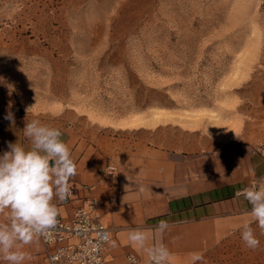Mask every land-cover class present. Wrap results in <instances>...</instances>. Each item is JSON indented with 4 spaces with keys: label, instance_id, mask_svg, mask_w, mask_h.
<instances>
[{
    "label": "rangeland",
    "instance_id": "rangeland-1",
    "mask_svg": "<svg viewBox=\"0 0 264 264\" xmlns=\"http://www.w3.org/2000/svg\"><path fill=\"white\" fill-rule=\"evenodd\" d=\"M0 72L57 74L40 81L68 95L61 139L101 155L113 263L149 264L129 239L141 229L168 264H264L235 196L264 178V0H0ZM22 250L50 264L39 241Z\"/></svg>",
    "mask_w": 264,
    "mask_h": 264
},
{
    "label": "clouds",
    "instance_id": "clouds-1",
    "mask_svg": "<svg viewBox=\"0 0 264 264\" xmlns=\"http://www.w3.org/2000/svg\"><path fill=\"white\" fill-rule=\"evenodd\" d=\"M4 119L14 123L13 113L8 112ZM23 132L30 147L8 142V150L0 155V215L7 214V222L0 223V260L6 264H24L31 256L23 247L51 234L58 223V204L72 196L70 181L77 175L76 163L58 128L32 119L25 122ZM235 196L251 206L252 219L241 225L240 235L247 248L256 250L260 241L251 223L264 235V178L237 190ZM169 227L162 220L156 230L163 234ZM129 239L144 249L149 264H168V248L162 242L149 245L144 230L133 229ZM191 261L196 264L203 257L193 253Z\"/></svg>",
    "mask_w": 264,
    "mask_h": 264
},
{
    "label": "crops",
    "instance_id": "crops-1",
    "mask_svg": "<svg viewBox=\"0 0 264 264\" xmlns=\"http://www.w3.org/2000/svg\"><path fill=\"white\" fill-rule=\"evenodd\" d=\"M41 75L43 76L41 77ZM56 75L47 74L44 77L45 74H2L0 72V155L8 150V142H18L26 148L30 147V142L24 136L23 129L25 122L32 119H39L44 125L58 128L62 134L63 132L67 133L65 128L68 127V122L64 118L65 114L61 113L60 116H57L55 110L57 99L65 100L68 96L65 89L61 83L43 87L40 81L41 78H56ZM59 77L65 78L64 74H59ZM42 103H46L49 108L41 110L40 106ZM50 106L53 110L50 109ZM8 112L13 113L14 123L4 119ZM82 123V120H80V126L83 125ZM70 140L71 138H66L63 141L67 144ZM82 140L84 138L80 135L79 143ZM70 152L77 167V175L70 181V184L87 186L90 189L88 193L94 196H96V192L102 193L103 173L97 160L101 157L98 150L89 152L87 147H85L81 149L78 155H75V150L71 151L70 148ZM108 196H110V192ZM108 196L102 194L97 198L102 200L101 203L98 201L99 211L102 210L104 212L107 208L106 206H109ZM74 203L75 201H66L58 204L59 213L70 214ZM109 211L113 210L109 209Z\"/></svg>",
    "mask_w": 264,
    "mask_h": 264
},
{
    "label": "built area",
    "instance_id": "built-area-1",
    "mask_svg": "<svg viewBox=\"0 0 264 264\" xmlns=\"http://www.w3.org/2000/svg\"><path fill=\"white\" fill-rule=\"evenodd\" d=\"M70 185L72 196L67 201H75L70 214L59 213L51 234L38 240L45 260L50 264H115L108 253L112 229L101 220L97 197L88 193L87 186ZM126 259L135 262L133 254Z\"/></svg>",
    "mask_w": 264,
    "mask_h": 264
}]
</instances>
